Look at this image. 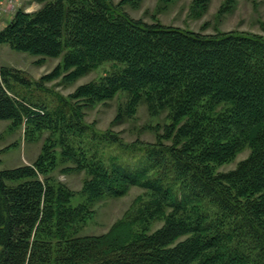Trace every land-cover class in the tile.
<instances>
[{"label":"trees","instance_id":"trees-1","mask_svg":"<svg viewBox=\"0 0 264 264\" xmlns=\"http://www.w3.org/2000/svg\"><path fill=\"white\" fill-rule=\"evenodd\" d=\"M34 1L40 9L16 11L0 43L43 57L67 49L63 68L71 75L120 65L73 97L94 104L122 91L153 113L167 110L172 143L143 148L144 169L108 168L81 153L89 179L75 208L71 194L42 182L34 168L0 170V264H264V38L148 24L110 0ZM30 114L0 82V120L20 123ZM60 131L88 132L73 115ZM245 148L249 156L233 170L216 172ZM130 186L153 191L158 208L172 201L160 229L144 234L125 220L107 234L77 235L94 202Z\"/></svg>","mask_w":264,"mask_h":264},{"label":"rangeland","instance_id":"rangeland-1","mask_svg":"<svg viewBox=\"0 0 264 264\" xmlns=\"http://www.w3.org/2000/svg\"><path fill=\"white\" fill-rule=\"evenodd\" d=\"M5 1L0 31L16 11L31 13L41 7L34 0ZM110 1L130 18L148 24L159 23L207 35L235 32L264 38V0ZM67 52L64 49L58 57L33 56L0 43V69L9 72L4 81L0 74L2 88L29 110V117H35L28 121L24 115L20 123L0 120V170L34 168L42 182L71 194L68 206L75 208L85 203L82 190L89 179L87 170L81 167L85 164L81 153L87 160L108 168L120 165L130 170L144 169L148 161L141 150L160 143L170 145L172 141L166 136L172 121L167 110L153 113L144 100L132 104L129 95L122 91L94 104L74 98L81 86L99 83L121 66L108 62L83 76L71 75L73 69L63 68ZM44 114L43 118H36ZM69 115L87 126L85 136L74 137L60 131ZM205 122L211 125L210 121ZM69 148L76 151L70 154L73 158L63 156ZM249 154V149H243L231 162L218 166L216 172L233 170ZM37 166H42V172ZM157 196L138 186L128 187L122 196L105 195L93 203L75 231L80 237L100 236L119 222L134 220L135 231L152 234L173 212L170 200L161 208L156 207L152 201Z\"/></svg>","mask_w":264,"mask_h":264},{"label":"built area","instance_id":"built-area-1","mask_svg":"<svg viewBox=\"0 0 264 264\" xmlns=\"http://www.w3.org/2000/svg\"><path fill=\"white\" fill-rule=\"evenodd\" d=\"M12 1L13 0H9V2H11V3H12ZM2 5H3V0H0V19L4 13V9H3Z\"/></svg>","mask_w":264,"mask_h":264},{"label":"crops","instance_id":"crops-1","mask_svg":"<svg viewBox=\"0 0 264 264\" xmlns=\"http://www.w3.org/2000/svg\"><path fill=\"white\" fill-rule=\"evenodd\" d=\"M5 0H3V5H2V7H3V9L5 10L6 9V6L4 5L5 4ZM7 5V4H6Z\"/></svg>","mask_w":264,"mask_h":264}]
</instances>
